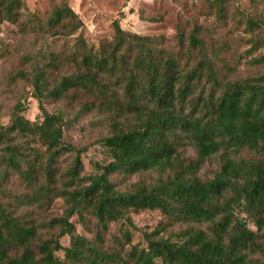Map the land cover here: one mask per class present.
Instances as JSON below:
<instances>
[{"label": "trees", "instance_id": "obj_1", "mask_svg": "<svg viewBox=\"0 0 264 264\" xmlns=\"http://www.w3.org/2000/svg\"><path fill=\"white\" fill-rule=\"evenodd\" d=\"M228 1H214L219 16ZM23 7V0H0V17L16 22ZM77 17L68 6L57 8L46 25L59 30ZM243 18L251 33L262 28L261 20ZM114 27L110 52L97 53L82 43L83 50L74 54L76 72L53 86L48 74L33 66L32 97L42 110L38 120H27L18 104L11 123L0 122L3 179L17 177L30 204L46 209L57 199L66 204L61 218L43 224L59 234L43 239L38 226L0 200V264H253V253L264 252V75L232 79L238 67L217 66L220 57L198 24L189 36L178 34L176 52L125 32L118 21ZM251 45L256 49V40ZM255 62L252 57L251 65ZM71 90L91 96L92 107L85 108L111 114L106 122L115 127L95 142L104 159L91 161L90 176H83L81 155L87 150L65 140L66 114L43 108ZM28 135L39 139L44 152L21 141ZM187 145L196 159L182 156ZM67 155L74 161L61 173ZM218 155L216 173L202 179V168ZM149 171L159 174L155 183L117 189L116 176ZM140 211H160L167 220L162 229L145 234V247L132 245L136 228L130 214ZM89 217L92 239L78 235L72 221L87 226ZM114 224L121 226V236L108 239ZM176 226L180 229L170 237L162 236ZM65 236L68 246L61 242Z\"/></svg>", "mask_w": 264, "mask_h": 264}, {"label": "rangeland", "instance_id": "obj_2", "mask_svg": "<svg viewBox=\"0 0 264 264\" xmlns=\"http://www.w3.org/2000/svg\"><path fill=\"white\" fill-rule=\"evenodd\" d=\"M217 0H23L24 7L19 11L16 22L0 17V122L7 126L11 123L15 107L22 104L24 116L35 122L42 114L41 102L33 96V66L48 74L53 86L65 76H71L79 64L74 54L83 50V43L94 52H110L116 40L114 23L118 21L122 29L133 35L145 38L173 52L178 50L176 37L180 32L189 36L198 24L204 28L207 44L220 59L217 66H237V76L264 75V0H229L226 12L219 16L216 11ZM70 7L77 19L66 21V27L50 30L46 23L54 9ZM242 14L261 20L262 28L251 33L245 25ZM78 32L73 33L74 28ZM256 40V49L251 42ZM156 45V46H157ZM257 62L251 65V58ZM239 62V63H238ZM29 81L24 79V75ZM230 77V76H229ZM122 94V93H121ZM93 98L82 90H71L68 97L48 101L43 108L50 114L60 111L66 114L64 136L67 143L81 150L84 164L83 176L94 175L91 161H102L95 142L102 136L111 134L115 127L106 122L111 114L103 115L97 108L89 111L85 105L93 103ZM98 103H96L97 105ZM84 108V109H83ZM83 109V110H82ZM21 141L29 142L31 148L41 149L39 139L28 135ZM41 152V151H40ZM221 152L220 154H222ZM247 155V152H244ZM182 156L196 159V152L187 145ZM220 155L207 162L200 172L202 179H210L220 165ZM74 161V155H67L61 161V173L65 172ZM159 174L155 171L142 172L126 179L116 176L117 189L133 190L137 185H148L156 182ZM29 191L17 177L6 180L0 175V200L15 216L39 227V235L48 239L59 230L45 229L43 224L54 218H61L66 210L62 199L53 202L51 208H41L30 204L26 198ZM136 229H132V245L146 246L145 234L153 233L166 226L167 220L160 211H140L130 214ZM83 226L73 218L78 235L93 238V218ZM242 218H246L243 215ZM120 225H112L108 239L115 235L120 237ZM184 229L186 226H182ZM197 227V226H193ZM249 227L256 230L251 222ZM167 228V227H166ZM179 226L168 227L162 236L168 238ZM63 246L70 244V237L61 239ZM253 264H264V252L253 253Z\"/></svg>", "mask_w": 264, "mask_h": 264}]
</instances>
